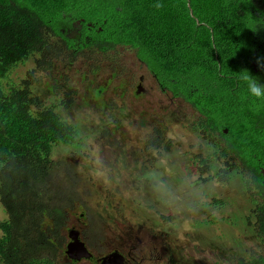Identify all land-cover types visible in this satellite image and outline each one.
Here are the masks:
<instances>
[{
	"label": "trees",
	"instance_id": "obj_1",
	"mask_svg": "<svg viewBox=\"0 0 264 264\" xmlns=\"http://www.w3.org/2000/svg\"><path fill=\"white\" fill-rule=\"evenodd\" d=\"M79 20L82 37H66L64 30ZM53 46L73 62L87 52L135 51L161 88L199 113L204 133L223 137L200 164L225 159L227 167L234 155L244 173L254 180L260 175L264 128L258 131L257 124L264 118L255 122V104L242 108L248 85L241 73L254 76L246 65L264 50V0H0V204L6 214L0 264H60L66 258L62 231L68 213L55 200L71 185L60 178L53 151L75 146L80 131L55 106L33 97L31 73L12 80L37 54L43 60L34 70L47 69ZM72 104L73 99L62 102L64 108ZM228 171L222 167L217 175L226 177ZM256 221L257 237L264 239V204ZM233 264H264V255L250 253Z\"/></svg>",
	"mask_w": 264,
	"mask_h": 264
},
{
	"label": "rangeland",
	"instance_id": "obj_2",
	"mask_svg": "<svg viewBox=\"0 0 264 264\" xmlns=\"http://www.w3.org/2000/svg\"><path fill=\"white\" fill-rule=\"evenodd\" d=\"M49 54L47 69L34 70L43 60L37 54L12 80L31 73L33 97L80 131L75 146L53 151L60 178L71 185L55 200L68 213L67 241L79 210L86 241L99 255L119 249L139 264H225L256 252L250 175L233 162L226 167L225 159L212 158L208 168L199 163L218 141L203 132L189 103L161 92L135 51L87 52L74 62L55 46ZM222 167L230 171L219 178ZM5 219L0 204V224Z\"/></svg>",
	"mask_w": 264,
	"mask_h": 264
},
{
	"label": "flooded vegetation",
	"instance_id": "obj_3",
	"mask_svg": "<svg viewBox=\"0 0 264 264\" xmlns=\"http://www.w3.org/2000/svg\"><path fill=\"white\" fill-rule=\"evenodd\" d=\"M83 23H84V21H81V20H79L77 22H73V25L71 27H69V28L64 30V35L66 37L70 38V39H80L82 37V35H83L82 32H81L82 28H83V25H82ZM78 44L80 46V43H78ZM75 50L78 51V50H80V48L76 47ZM129 50H131V49H129ZM140 64L142 66H144L150 72V70L147 68V66H145L141 62H140ZM249 64L250 65H246V68H250L252 74L256 78L259 79V82L261 84H264V50H260V52L258 54H254L252 56V58L250 59V63ZM151 75L154 77L157 85L159 86V88H160V90H161V92L163 94L170 96L171 100L179 99V98L174 97L171 92L161 88L156 76L153 73H151ZM140 85L141 84L139 83L138 84V88L141 90V86ZM181 100H183V99H181ZM245 100L248 102V104H244L242 106V108L245 109L246 111H248L249 107L252 104H255L252 107V115L255 117L254 120H255L256 123L260 122L261 119L264 118V99H257L255 97H252L250 95V93L248 92L247 96L245 97ZM263 124H264V122L262 124H257L258 131H260V130L263 131V128H264ZM223 133L227 134L228 133V129H224ZM213 137L218 141L217 144L222 145L224 143V139H223L222 136L217 135V134H213ZM229 159L230 160H228V164H229V162H231V163L233 162V163L237 164V159H236V157L234 155L230 156ZM259 163L263 164L264 162L260 161ZM259 173H260V175L255 180H254L252 174H250V185L255 188V190H256L255 197H257V205L255 206V209L253 210V214H254L255 218H256V210H257V208L259 207V205H263L264 204V166L259 168ZM71 216H75L77 218V222H74L72 226H68V229L69 228H75V229H77L80 232V236H81L82 240L85 243V247H86L88 253L92 256V258H90V259L83 258L80 261L69 260L68 258H66L67 263H69V264H101V262H100L101 258H103L104 256H106V255H108V254H110V253H112L114 251H119V252H121L124 255V257L126 259L125 260V264H139V263L136 262V260L130 254H127L123 250H119V249H115V250H113V251H111V252H109L107 254H104V255L97 254L94 251V249L90 246V244H88V242L86 241V238L84 236V233H83V228L86 225V221H85L86 214L84 212H82V213L79 212V210H75L74 212H72ZM260 224L261 223H259L257 221L255 222V224H253L254 233H255L256 237L258 235L257 231L259 230ZM253 242H254L253 245L257 246V247H255V251L260 253L261 255H264V239L263 238L260 239V238L257 237V238L254 239ZM64 253H65V250H64ZM248 253L249 254L250 253H254V251H251V252H248ZM244 258L245 257H239L236 260L229 261V262H227L225 264H233V263H236L237 261H239L240 259H244ZM217 263L224 264L222 262H216L215 264H217Z\"/></svg>",
	"mask_w": 264,
	"mask_h": 264
},
{
	"label": "water",
	"instance_id": "obj_4",
	"mask_svg": "<svg viewBox=\"0 0 264 264\" xmlns=\"http://www.w3.org/2000/svg\"><path fill=\"white\" fill-rule=\"evenodd\" d=\"M68 243L65 247V255L69 260L80 261L90 259L85 243L80 236V232L75 228L68 229ZM125 257L119 251H114L100 259L101 264H125Z\"/></svg>",
	"mask_w": 264,
	"mask_h": 264
},
{
	"label": "clouds",
	"instance_id": "obj_5",
	"mask_svg": "<svg viewBox=\"0 0 264 264\" xmlns=\"http://www.w3.org/2000/svg\"><path fill=\"white\" fill-rule=\"evenodd\" d=\"M241 79L247 83L248 92L252 97L264 99V84H261L258 78L252 76L248 71L245 70L241 73Z\"/></svg>",
	"mask_w": 264,
	"mask_h": 264
}]
</instances>
